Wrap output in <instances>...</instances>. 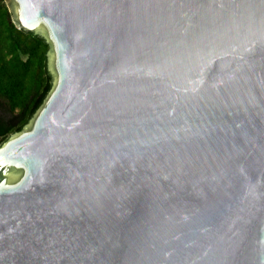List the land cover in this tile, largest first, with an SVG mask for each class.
<instances>
[{"label":"water","instance_id":"1","mask_svg":"<svg viewBox=\"0 0 264 264\" xmlns=\"http://www.w3.org/2000/svg\"><path fill=\"white\" fill-rule=\"evenodd\" d=\"M52 87L0 144V264H264V0H4Z\"/></svg>","mask_w":264,"mask_h":264},{"label":"trees","instance_id":"2","mask_svg":"<svg viewBox=\"0 0 264 264\" xmlns=\"http://www.w3.org/2000/svg\"><path fill=\"white\" fill-rule=\"evenodd\" d=\"M48 51L44 38L10 22L0 0V144L29 123L50 92Z\"/></svg>","mask_w":264,"mask_h":264}]
</instances>
